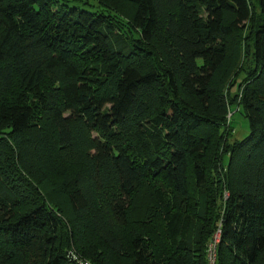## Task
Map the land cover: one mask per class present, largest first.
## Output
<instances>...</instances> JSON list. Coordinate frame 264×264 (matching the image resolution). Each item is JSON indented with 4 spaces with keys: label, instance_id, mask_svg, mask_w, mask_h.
<instances>
[{
    "label": "trees",
    "instance_id": "16d2710c",
    "mask_svg": "<svg viewBox=\"0 0 264 264\" xmlns=\"http://www.w3.org/2000/svg\"><path fill=\"white\" fill-rule=\"evenodd\" d=\"M219 224L264 264V0H0V264H206Z\"/></svg>",
    "mask_w": 264,
    "mask_h": 264
},
{
    "label": "rangeland",
    "instance_id": "374dc122",
    "mask_svg": "<svg viewBox=\"0 0 264 264\" xmlns=\"http://www.w3.org/2000/svg\"><path fill=\"white\" fill-rule=\"evenodd\" d=\"M117 2V1H116ZM120 2L117 3H113V6H115L117 9L116 12H118L119 14H123L122 16H124V10H122L121 6L119 5ZM122 5V4H121ZM124 6H126V9L128 10V6L127 4H124ZM119 8V9H118ZM233 111V115H232V125L234 127V132H233V138L234 139H241L243 138L245 135L248 134L249 132V126H248V121L247 119L242 115V111L237 108V107H232L231 108ZM63 158H61L60 162L62 161ZM65 165V163L62 165V167Z\"/></svg>",
    "mask_w": 264,
    "mask_h": 264
},
{
    "label": "built area",
    "instance_id": "2783aa9c",
    "mask_svg": "<svg viewBox=\"0 0 264 264\" xmlns=\"http://www.w3.org/2000/svg\"><path fill=\"white\" fill-rule=\"evenodd\" d=\"M221 228L218 225L216 231L210 237L205 252L206 264H217V246L220 241ZM69 264H90L88 261L81 259L75 254H71V259Z\"/></svg>",
    "mask_w": 264,
    "mask_h": 264
}]
</instances>
